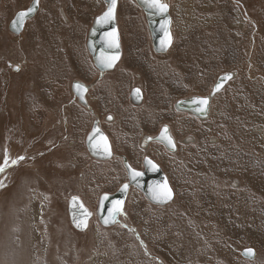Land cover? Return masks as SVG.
Listing matches in <instances>:
<instances>
[{
	"label": "rangeland",
	"instance_id": "obj_1",
	"mask_svg": "<svg viewBox=\"0 0 264 264\" xmlns=\"http://www.w3.org/2000/svg\"><path fill=\"white\" fill-rule=\"evenodd\" d=\"M31 1L0 0V264H264V0H165L173 41L164 53L154 52L136 0H118L122 53L106 79L126 75L127 91L120 100L107 92L115 108L97 105L95 114L69 84L94 81L86 39L105 1L38 0L23 30L11 32ZM224 72L233 77L205 119L175 108L179 98L208 95ZM101 84L89 94L102 97ZM133 86L143 94L137 104ZM94 120L113 158L88 153ZM162 124L175 150L142 147ZM120 154L135 166L150 156L174 197L156 205L130 185L106 227L98 197L128 181ZM72 198L88 213L78 227Z\"/></svg>",
	"mask_w": 264,
	"mask_h": 264
},
{
	"label": "water",
	"instance_id": "obj_2",
	"mask_svg": "<svg viewBox=\"0 0 264 264\" xmlns=\"http://www.w3.org/2000/svg\"><path fill=\"white\" fill-rule=\"evenodd\" d=\"M105 1V9L97 16H95L92 25L88 29L86 47L88 52L91 55L93 64L100 72H106L113 70L115 65L121 59V45H120V35L118 26L116 23V9L118 5V0H116L115 8L111 19H106L104 13L108 11L111 6V0ZM140 5L143 12L146 16V21L148 24V30L151 39V45L153 50L156 53H164L169 50L171 47L173 36L171 30V16L169 13V5L161 0V3L167 6L166 11L158 12L156 8L150 7L147 3H144L143 0H136ZM39 3L38 0H32L27 8L19 10L16 12L12 20L9 22V28L13 33H20L23 30L24 23L26 20L32 18L35 13L38 11ZM32 9V11H28ZM20 12H28V15L20 21L18 14ZM113 30L115 34L113 35ZM168 34L171 37V43L166 47L162 46L161 41L167 40ZM116 57V59H112ZM111 63V67L106 65ZM230 77V78H229ZM232 72H224L218 75L214 84L212 85L211 91L208 95L205 96H188L185 98H179L175 101V108L178 110H184L190 112L198 117L206 118L210 110V101L211 97L219 92L227 82L232 79ZM81 84L79 81L73 82V93L78 94V100L80 103L85 104V101L82 97V90L76 89V85ZM134 89V93H138ZM139 95V93H138ZM207 100V103H201L203 100ZM134 100H139L134 99ZM166 129V131H164ZM158 140L162 142L168 150L174 151L176 145L174 143L173 137L170 134L168 127L163 125L160 132L154 137H145L143 143L150 140ZM85 145L90 156L99 158V159H109L112 157V150L110 148V142L108 137L103 132V130L98 127L96 121L92 125V128L85 139ZM124 166L127 170L128 181L123 182L119 188L114 191V193H103L100 195L97 204V217L99 222L104 226H111L115 223L120 212L123 210L124 203L126 201L130 185L137 187L153 204L156 205H165L172 201L174 197V191L170 186L168 179L160 168V166L151 158L146 157L144 159L143 171L136 170L124 159ZM139 174V175H137ZM116 201H119L120 204L117 206ZM79 202L75 199H71L68 206L69 217L76 227L80 226L78 224H84L88 213L85 212ZM119 207L120 211L116 212L113 216L109 209H115ZM108 221L107 223L105 221ZM82 228V227H81ZM248 248L244 249L243 256L250 257L252 251L249 254Z\"/></svg>",
	"mask_w": 264,
	"mask_h": 264
},
{
	"label": "flooded vegetation",
	"instance_id": "obj_3",
	"mask_svg": "<svg viewBox=\"0 0 264 264\" xmlns=\"http://www.w3.org/2000/svg\"><path fill=\"white\" fill-rule=\"evenodd\" d=\"M8 28H9V26H8ZM9 30H10V28H9ZM155 52V51H154ZM120 61V60H119ZM115 68H116V65H115V67H114V69L113 70H115ZM107 75H108V72L106 71V72H100L98 69H97V72H96V76L94 77V81L93 82H85V81H83V80H80V79H74V80H71V82H70V84H69V87H70V90H71V92H72V94H73V99L74 100H76L77 101V103H79V100H78V94H74L73 93V82L74 81H79L81 84H79V85H81L82 87H76V89H79L80 91L82 90L83 92H82V97H83V99H84V101H85V104H82L81 103V106L82 107H84L88 112H90L91 114H95V111H96V106L97 105H100V108H102V109H107L108 111H110L109 110V108H112L111 110H113L114 108H115V104H111L112 103V98H108V96H110L109 94H108V96H107V92H109L110 93V91H111V93H113V95H115V94H118L117 93V91H120L119 92V97H118V99L120 100L121 99V94L122 93H124V94H126V88H124V84H125V82L127 81V76L126 75H124V74H122V77H121V79H117V82H112V81H110V80H108L107 81V79H106V77H107ZM123 78V79H122ZM123 80V81H122ZM100 83H102L101 85H103L104 84V87H103V89H104V93L102 94V97H100V94L99 95H97L96 94V96L94 97V96H92L91 95V93L89 94V92L92 90V89H96L97 90V87H98V84H100ZM115 86H117L114 90H112L111 88H113V87H115ZM118 87H120L121 89L120 90H118ZM136 88H139V87H136V86H133V87H131V89L130 90H128V98L130 99V100H132V101H134V102H136L135 104H137V102L139 103L141 100H142V98H143V94H142V92H141V90H140V92H138L139 93V95H138V93H134L133 94V91H134V89H136ZM140 89V88H139ZM99 91H100V89H99ZM97 92V91H96ZM97 96H99V97H97ZM138 97H139V100H134L135 98L136 99H138ZM97 101V103L98 104H94V102H96ZM114 101V100H113ZM92 102H93V104H92ZM101 102V103H100ZM114 103H117V102H115L114 101ZM196 116V115H195ZM197 117V116H196ZM105 118H106V120H107V118H108V120H112V115L111 114H107L106 116H105ZM198 118V117H197ZM95 121V120H94ZM94 121H93V123H94ZM98 122H99V120H98ZM163 125H165V126H167L168 127V130H169V132H170V128H169V126L168 125H166V124H162L161 126H160V128H159V130H158V132L157 133H155L153 136H149V135H147V136H145V137H154V136H156L159 132H160V130H161V127L163 126ZM98 127H99V125H98ZM91 130V129H90ZM90 130L86 133V135L84 136V139H86V136L88 135V133L90 132ZM103 131H105L106 132V130L103 128ZM170 134H171V132H170ZM172 135V134H171ZM145 137L143 138V140L140 142V145L142 146V147H147L151 142H156V143H158V144H162L166 149H167V147L162 143V142H160V141H158V140H150V141H148V142H145L146 144H145V146H143L142 144H143V141H144V139H145ZM173 137V136H172ZM173 140H174V143H176L175 142V139H174V137H173ZM189 140V139H188ZM140 145H139V147H140ZM176 145V144H175ZM86 146V145H85ZM113 152V156L111 157V158H113L114 156H115V152H114V150L112 151ZM122 154H120L119 155V157L121 158V162L123 161L122 159V156H121ZM146 157H149V158H151L150 156H142L139 160H138V165L139 166H135V164L133 165L129 160H128V158H126L127 160H128V163L130 164V166H132L134 169H136V170H140V171H143L144 169H145V167H144V159L146 158ZM152 159V158H151ZM153 160V159H152ZM155 161V160H154ZM156 162V161H155ZM122 166L124 167V170H125V172H126V169H125V166H124V162H122ZM126 174H127V172H126ZM128 175V174H127ZM128 177V176H127ZM123 183V182H122ZM122 183H120L116 188H115V190L114 191H116V189L117 188H119V186L122 184ZM135 187V186H134ZM137 188V187H136ZM129 189H130V187H129ZM138 189V188H137ZM139 190V189H138ZM150 202V201H149ZM151 203V202H150Z\"/></svg>",
	"mask_w": 264,
	"mask_h": 264
},
{
	"label": "snow or ice",
	"instance_id": "obj_4",
	"mask_svg": "<svg viewBox=\"0 0 264 264\" xmlns=\"http://www.w3.org/2000/svg\"><path fill=\"white\" fill-rule=\"evenodd\" d=\"M143 2L147 3L150 7L156 8L158 12H164V11H166V8H167V6L165 4L161 3V0H143ZM115 4H116V0H111V6L109 7L108 11L104 13V17L106 19H111L112 18L113 11H114V8H115ZM28 11L30 12V11H32V9H29ZM27 15H28V12H20L18 14V17H19L20 21H22ZM114 34H115V30H113V35ZM170 43H171V37H170V34H168L167 40L166 41L162 40L161 44H162V46L166 47ZM112 59L114 60V59H116V57H113ZM106 66L107 67H111L112 64L108 63ZM76 87L79 88V87H82V86L81 85H76ZM135 91L138 92L139 90L137 89ZM201 103H205L206 104L207 100L205 99V100L201 101ZM164 131H166V129ZM20 159H23V157H20ZM2 170L3 169L0 168V171H2ZM137 175H139V174H137ZM74 200H75V198H74ZM115 203H116L117 206L120 204L119 201H116ZM109 211H110V213L113 216H115L116 212L120 211V209H119V207H116L115 209H109ZM105 222L107 223L108 221L106 220ZM250 251L251 250H248V252H246L245 254L246 255L249 254Z\"/></svg>",
	"mask_w": 264,
	"mask_h": 264
},
{
	"label": "bare ground",
	"instance_id": "obj_5",
	"mask_svg": "<svg viewBox=\"0 0 264 264\" xmlns=\"http://www.w3.org/2000/svg\"><path fill=\"white\" fill-rule=\"evenodd\" d=\"M183 1H184V3H183ZM180 4L182 5V4H184L185 5V0H180ZM140 7V6H139ZM31 19V18H30ZM12 20V19H11ZM29 20V19H28ZM27 21V20H26ZM11 31V30H10ZM12 32V31H11ZM16 34V33H15ZM90 54V53H89ZM90 57H91V55H90ZM92 59V58H91ZM211 102V101H210ZM210 111V110H209ZM209 114V113H208ZM198 117V116H197ZM198 118H200V119H205V118H202V117H198ZM145 144L146 143H143L142 145L143 146H145ZM101 195V194H100ZM99 195V196H100ZM98 199H99V197H98ZM120 215V214H119ZM104 226V225H103ZM106 227H109V226H106Z\"/></svg>",
	"mask_w": 264,
	"mask_h": 264
}]
</instances>
